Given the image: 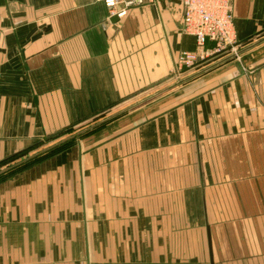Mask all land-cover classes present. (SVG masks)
I'll return each instance as SVG.
<instances>
[{"label":"crops","instance_id":"crops-1","mask_svg":"<svg viewBox=\"0 0 264 264\" xmlns=\"http://www.w3.org/2000/svg\"><path fill=\"white\" fill-rule=\"evenodd\" d=\"M231 12L238 50L264 38V0ZM182 18L0 0V163L177 82ZM0 264H264V43L1 182Z\"/></svg>","mask_w":264,"mask_h":264},{"label":"built area","instance_id":"built-area-1","mask_svg":"<svg viewBox=\"0 0 264 264\" xmlns=\"http://www.w3.org/2000/svg\"><path fill=\"white\" fill-rule=\"evenodd\" d=\"M100 1L106 7L110 18L116 17L117 20H120L133 8L158 6L164 0ZM170 1H176L182 6L181 31L184 35L192 37L196 46V52H182L176 58L171 71L173 80H181L188 71L204 64L207 65L208 61L218 59L219 56L225 57L238 51L234 35L231 0ZM207 42L214 44V49L211 52L204 50Z\"/></svg>","mask_w":264,"mask_h":264},{"label":"water","instance_id":"water-1","mask_svg":"<svg viewBox=\"0 0 264 264\" xmlns=\"http://www.w3.org/2000/svg\"><path fill=\"white\" fill-rule=\"evenodd\" d=\"M110 21L111 22H116L117 18L116 17H112L110 19ZM262 43H264V38L259 40V41H257V42H254L253 44H251V45H249V46H247V47H245L243 49L238 50L234 54L227 55V56L221 58L220 60H218L217 62H214L213 64L207 66L206 68L196 72L195 74H193L191 76H188L186 78H183L181 80H178L177 82H175V83H173V84H171V85L159 90L158 92L152 94L151 96H149L147 98H144V99H142V100H140V101H138V102L126 107V108H124L123 110H120L119 112H116V113L112 114L111 116H108V117L98 121L97 123L92 124V125L88 126L87 128H85V129H83V130H81L79 132H76L75 134H73V135H71V136H69L67 138H64L63 140H60L59 142H57L56 144L50 146L49 148H46V149H44V150H42L40 152H37V153L27 157L25 160H22L21 162H18V163L14 164V165H12L10 167H7V168H5L3 170H0V176L5 174V173H7V172H9V171H11V170H13V169H15V168H17V167H19V166H21V165H23V164H25V163H27V162H29V161H31V160H33V159H35V158H37V157H39V156H41V155H43V154H45V153H47V152H49V151H51V150H53V149H55V148H57V147H59V146H61V145H63V144H65V143H67V142H69V141L78 139L80 136H82V135H84V134L96 129L97 127H99V126H101L103 124H106V123L118 118L119 116H121V115H123V114H125V113H127V112H129V111H131V110H133V109H135V108L147 103V102H149L150 100H152L154 98H157L158 96H160V95H162V94H164V93H166V92H168V91H170V90H172V89H174V88H176L178 86H181V85L189 82L190 80H192V79H194V78H196V77H198V76H200L202 74H205V73L209 72L210 70H213L214 68H217L220 65H222V64H224V63H226V62H228L230 60H233V59L239 57L243 53H246V52L252 50L253 48L261 45ZM208 243H209V241H208ZM209 247H210V243H209Z\"/></svg>","mask_w":264,"mask_h":264},{"label":"rangeland","instance_id":"rangeland-1","mask_svg":"<svg viewBox=\"0 0 264 264\" xmlns=\"http://www.w3.org/2000/svg\"><path fill=\"white\" fill-rule=\"evenodd\" d=\"M223 55H224V54H223ZM229 55H230V54H229ZM220 57H221V56H219L218 58H220ZM222 58H223V56H222ZM216 59H217V58H216ZM216 59L211 60V61H208L207 64L213 63ZM216 62H217V61H216ZM204 65H205V64H204ZM204 65H201L200 67H203ZM160 89H162V88H160ZM160 89H159V90H160ZM157 91H158V90H157ZM134 103H135V102H134ZM132 104H133V102H132ZM125 107H126V106H125ZM125 107L118 108V109H116V111L119 112L120 110H122V109L125 108ZM102 119H104V118H103V117L100 118V120H102ZM100 120H99V121H100ZM96 123H97V122H96ZM94 124H95V123H94ZM90 125H92V124H90ZM90 125H89V126H90ZM80 128H81V127H80ZM86 128H87V127H86ZM83 129H85V128H83ZM83 129H81V130H83ZM81 130H79V131H81ZM75 133H76V132H72V133H69V134H65V135L62 136L61 138H57L56 140H52L51 142H47L46 145H44V146H42V147H40V148H37L36 151L33 152V153L25 154L24 156L19 157V158L15 159V160H12V161L6 162V163L0 165V170H3V169H5V168H7V167H10V166H12V165L18 163V162H21L22 160H25L27 157H29V156H31V155L37 153V152H40V151H42V150H44V149H46V148H49L50 146L56 144V143L59 142L60 140H63L64 138H67V137H69V136H71V135H73V134H75ZM57 151H58V150H57ZM53 154H54V153H53ZM36 162H37V161H36ZM32 164H34V163H30V164L24 165V166L21 167V168L15 169V170H13V171H11V172L5 174L4 176L0 177V183H1V182H4L5 180H9L10 178H12V177L15 176V175H16V176L19 175V173H21V172L26 171L30 166H32Z\"/></svg>","mask_w":264,"mask_h":264},{"label":"trees","instance_id":"trees-1","mask_svg":"<svg viewBox=\"0 0 264 264\" xmlns=\"http://www.w3.org/2000/svg\"><path fill=\"white\" fill-rule=\"evenodd\" d=\"M88 133H89V132H88ZM86 134H87V133H86ZM84 135H85V134H84ZM84 135L80 136L79 138L83 137ZM79 138H78V139H79ZM75 140H77V139H75ZM75 140L69 141V142H67V143H65V144H63V145H61V146H59V147H57V148H55V149H53V150L47 152V153H45V154H43V155H41V156H39V157H37V158H35V159H33V160H31V161L25 163V164H23V165H21V166L15 168V169L21 168V167H23L24 165H27V164H30V163H36V161H39V160L43 159L45 156H47V155H51V154H53L54 152H56L57 150H60V149H62V148H65V147L69 146L70 144H72L73 142H75ZM24 155H25V154H22V155H20V156H16V157L19 158V157H22V156H24ZM17 158H11V159L8 160V161H5V162L0 163V165L4 164V163H6V162H9V161L15 160V159H17ZM15 169H13V170H15ZM13 170H11V171H13ZM11 171H9V172H11ZM9 172H7V173H9ZM7 173H5V174H7ZM5 174L1 175L0 177L4 176Z\"/></svg>","mask_w":264,"mask_h":264}]
</instances>
